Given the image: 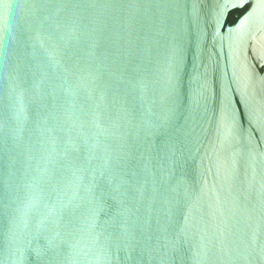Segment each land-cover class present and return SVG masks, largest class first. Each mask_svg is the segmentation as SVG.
<instances>
[{"label":"water","instance_id":"obj_1","mask_svg":"<svg viewBox=\"0 0 264 264\" xmlns=\"http://www.w3.org/2000/svg\"><path fill=\"white\" fill-rule=\"evenodd\" d=\"M0 264H264V0H0Z\"/></svg>","mask_w":264,"mask_h":264}]
</instances>
